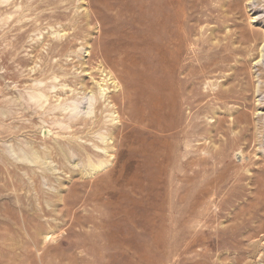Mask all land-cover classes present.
<instances>
[{
  "label": "rangeland",
  "instance_id": "1",
  "mask_svg": "<svg viewBox=\"0 0 264 264\" xmlns=\"http://www.w3.org/2000/svg\"><path fill=\"white\" fill-rule=\"evenodd\" d=\"M248 2L0 0V264H264Z\"/></svg>",
  "mask_w": 264,
  "mask_h": 264
},
{
  "label": "bare ground",
  "instance_id": "2",
  "mask_svg": "<svg viewBox=\"0 0 264 264\" xmlns=\"http://www.w3.org/2000/svg\"><path fill=\"white\" fill-rule=\"evenodd\" d=\"M174 1V0H173ZM256 0H249V2L250 3H254ZM248 2V3H249ZM174 6V5H173ZM176 7V6H175ZM174 10V9H173ZM170 8H168V6H167V8H166V10H165V17H164V23H165V26H166V29H165V31H166V34H168V27H169V25H171L170 24V17H169V13H170ZM175 12V14H176V10H174ZM174 14V15H175ZM175 22H176V20H175ZM264 46V45H263ZM223 50L224 49H226V46H224L223 48H222ZM263 50V49H262ZM214 54V56H215V59L217 60V62L214 64V69H218V64H219V57H218V55H217V52H214L213 53ZM223 59V58H222ZM109 77V76H108ZM108 80V79H107ZM55 82V81H54ZM98 85H100V84H98ZM102 85V84H101ZM50 91V90H49ZM106 91L107 90H105V88L103 87V86H101L100 87V94H101V96L102 97H104L105 96V93H106ZM94 92V91H93ZM95 93V92H94ZM59 96V95H58ZM45 96L44 95H38L37 97H35V99H37L39 102L42 100V98H44ZM90 101L91 102H93L94 100L93 99H90ZM69 109H71L72 110V112L73 113H76L78 110H79V108H77V106L73 103V104H71V106H69L68 107ZM67 109V108H66ZM42 133V132H41ZM110 136V135H109ZM109 138V137H108ZM103 139V141H105V138L103 137L102 138ZM110 148H112V147H110ZM80 149V148H79ZM95 149L97 150V151H103V152H105L106 154H108L109 153V151L107 150V149H101L100 147H97V146H95ZM15 152V151H14ZM65 152V151H64ZM71 153V152H70ZM37 155V154H36ZM111 155V154H110ZM109 155V156H110ZM92 157V156H91ZM112 157V156H111ZM39 158V157H38ZM93 158V157H92ZM41 159V158H40ZM68 159V158H67ZM95 160V159H94ZM91 161V160H90ZM97 161V160H96ZM111 165V161L109 160H105V161H99L98 163H93V162H91L90 164H89V166H90V170H89V172L88 173H86V176H88V177H93V176H95V175H97L98 173H100L101 171H103V170H105V169H108V167Z\"/></svg>",
  "mask_w": 264,
  "mask_h": 264
}]
</instances>
